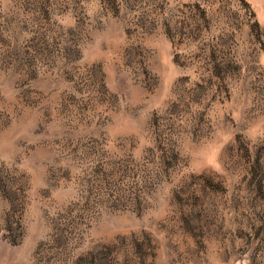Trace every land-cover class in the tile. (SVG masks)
<instances>
[{"label": "rangeland", "instance_id": "obj_1", "mask_svg": "<svg viewBox=\"0 0 264 264\" xmlns=\"http://www.w3.org/2000/svg\"><path fill=\"white\" fill-rule=\"evenodd\" d=\"M0 264H264V0H0Z\"/></svg>", "mask_w": 264, "mask_h": 264}]
</instances>
